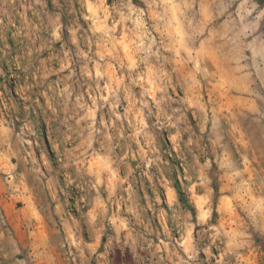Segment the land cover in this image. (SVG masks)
<instances>
[{
  "label": "rangeland",
  "instance_id": "374dc122",
  "mask_svg": "<svg viewBox=\"0 0 264 264\" xmlns=\"http://www.w3.org/2000/svg\"><path fill=\"white\" fill-rule=\"evenodd\" d=\"M0 264H264V0H0Z\"/></svg>",
  "mask_w": 264,
  "mask_h": 264
}]
</instances>
